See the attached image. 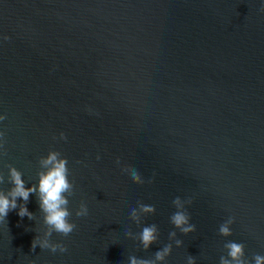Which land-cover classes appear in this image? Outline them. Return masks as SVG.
<instances>
[{
	"label": "water",
	"instance_id": "95a60500",
	"mask_svg": "<svg viewBox=\"0 0 264 264\" xmlns=\"http://www.w3.org/2000/svg\"><path fill=\"white\" fill-rule=\"evenodd\" d=\"M262 7L264 0H0V190L12 187L13 166L26 187L38 184L41 157L58 151L68 160L76 225L50 237L66 252L32 251L47 230L32 194L26 206L35 219L17 208L0 222V264H130L168 244L171 254L157 264H188L189 256L220 264L229 242L245 246L246 264L264 256ZM177 197L195 232L171 223ZM82 202L88 215L78 217ZM140 203L155 214L139 212ZM229 219L232 235H221ZM152 224L158 240L145 250L138 234Z\"/></svg>",
	"mask_w": 264,
	"mask_h": 264
},
{
	"label": "clouds",
	"instance_id": "9594fccd",
	"mask_svg": "<svg viewBox=\"0 0 264 264\" xmlns=\"http://www.w3.org/2000/svg\"><path fill=\"white\" fill-rule=\"evenodd\" d=\"M264 11V7L261 9ZM8 39V37H5ZM6 117L0 116V121ZM4 133L0 132V137ZM62 139H67L64 133H61ZM99 159V157H97ZM40 166L43 169L38 173V184H33L31 187H26L25 181L22 178L23 174L16 168H9L8 182L12 187L7 191L0 190V222L6 221L9 212L19 209L18 215L23 218L27 216L30 220L35 219V215L27 208V203L32 194L38 195V203L40 211L43 213V223L46 226L44 237L37 236L32 241V251H35L37 245L41 249H50L51 252L56 253L59 250L61 253L67 251V247L62 243H53L50 239L52 234L58 233L65 237L69 236L76 228L73 222H70L72 212L68 205L70 203L69 197L73 195L74 185L69 179V169L67 167L68 160L62 157L58 151H50L46 157H41ZM119 163V161H117ZM124 171H128L127 168ZM131 178L137 184H143L144 180L136 170L129 172ZM4 183V177L0 175V184ZM22 199L23 203L18 204V200ZM178 209L171 217V223L178 228L182 233L189 234L196 231V226L190 222L189 214L183 210V204L180 198L173 201ZM190 203V201H189ZM88 207L85 203H81L79 209L76 211V216L83 217L88 215ZM139 212L145 214H155L156 208L151 205L143 203L139 204ZM137 208L131 210V220L139 223L140 215ZM234 223L233 219H229L223 223L219 232L221 235H232L229 225ZM129 237L133 236L131 231L126 233ZM170 238L176 236L175 231L171 232ZM139 240L143 249L148 250L158 240V228L155 224L143 227L138 234ZM177 246L182 245V241L175 240ZM227 248V257L220 258V264H246L245 260V246L237 242H229L225 245ZM172 252V245L168 244L161 250L155 252L154 259H142L134 255L129 257L130 264H157V262H164ZM255 264H264V256L255 255ZM188 264H195V259L192 256L188 257Z\"/></svg>",
	"mask_w": 264,
	"mask_h": 264
}]
</instances>
